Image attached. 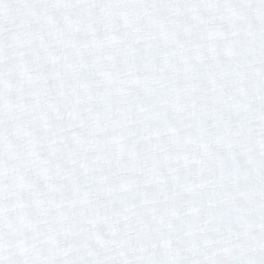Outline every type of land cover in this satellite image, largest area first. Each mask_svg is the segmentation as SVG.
<instances>
[{"label":"snow or ice","instance_id":"1","mask_svg":"<svg viewBox=\"0 0 264 264\" xmlns=\"http://www.w3.org/2000/svg\"><path fill=\"white\" fill-rule=\"evenodd\" d=\"M0 264H264V0H0Z\"/></svg>","mask_w":264,"mask_h":264}]
</instances>
